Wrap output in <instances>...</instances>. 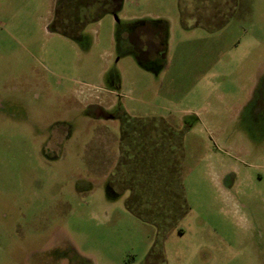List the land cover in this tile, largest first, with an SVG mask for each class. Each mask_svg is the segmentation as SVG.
Wrapping results in <instances>:
<instances>
[{
	"label": "rangeland",
	"instance_id": "374dc122",
	"mask_svg": "<svg viewBox=\"0 0 264 264\" xmlns=\"http://www.w3.org/2000/svg\"><path fill=\"white\" fill-rule=\"evenodd\" d=\"M186 1L0 0V264H264V0Z\"/></svg>",
	"mask_w": 264,
	"mask_h": 264
},
{
	"label": "trees",
	"instance_id": "16d2710c",
	"mask_svg": "<svg viewBox=\"0 0 264 264\" xmlns=\"http://www.w3.org/2000/svg\"><path fill=\"white\" fill-rule=\"evenodd\" d=\"M60 4H58L59 6L56 9V13L57 16H55L56 20L55 23L58 24V12L60 13V9L65 8L66 4H67V0H59ZM69 1V0H68ZM121 1L122 0H104V2L100 3L101 0H97V9L95 10L94 14L97 15V17H99L100 15L104 14V13H113L115 14L116 11H118L121 7ZM60 7V8H59ZM96 18V17H95ZM82 20V19H81ZM85 23V22H84ZM81 26H82V22H81ZM144 27H149L150 29H155L156 30L153 31V33L156 35V38L158 39V45L160 47V49L157 51L156 55L153 58H144L143 54L141 51H138L137 49L136 51V58L140 63L143 64H147L149 63V60H155L157 63H159L160 65L164 66L165 63V48L162 45V36H161V31L163 30L162 28H160L159 26H152V25H145ZM144 27H140V28H144ZM58 32L66 37L69 38H75L77 37L74 34H70L65 32L58 24ZM138 28V29H140ZM133 34H130V36ZM175 177H180V170H179V165L175 163Z\"/></svg>",
	"mask_w": 264,
	"mask_h": 264
},
{
	"label": "crops",
	"instance_id": "0c3cea01",
	"mask_svg": "<svg viewBox=\"0 0 264 264\" xmlns=\"http://www.w3.org/2000/svg\"><path fill=\"white\" fill-rule=\"evenodd\" d=\"M195 1L200 2L202 5L210 4L209 0H195ZM222 2H223V5H226L228 8L220 9L219 6L222 5ZM193 3H194V0H188L186 1V3L185 2L180 3L179 7L182 13V17H187L186 16L187 14L186 6L187 7L190 6V8H192ZM197 5H199V3H197ZM209 6H211V8H204V10H202V8H199L198 6H196L197 8L191 9L192 13L194 14V17L195 16L197 17L196 24H203L204 22H202V20H205L204 18H206L207 23L214 24L215 27H218V26L223 25L226 21V18L230 15V13L233 12L234 6H235V0H220V1L216 0V2L214 3L211 2ZM208 9H210V12ZM230 10L232 12H230ZM201 11H203L202 16H200L201 14L199 13ZM206 12H207V15L205 16ZM228 12L230 13L228 14ZM108 105H110V103Z\"/></svg>",
	"mask_w": 264,
	"mask_h": 264
},
{
	"label": "flooded vegetation",
	"instance_id": "af4514ba",
	"mask_svg": "<svg viewBox=\"0 0 264 264\" xmlns=\"http://www.w3.org/2000/svg\"><path fill=\"white\" fill-rule=\"evenodd\" d=\"M81 102H83L81 100ZM85 106V115L87 116V118L91 121L94 122H101L105 125V127L107 128H111L113 124L117 123L116 129L120 132V133H125V128L123 125V118L122 115L119 111L117 112H113L111 110V105L108 106H102L97 102H93V103H86L84 104ZM115 127V126H114ZM49 129L51 130V134L54 132H61L63 130H66V125L61 121V122H55L52 124L51 127H49ZM50 134V136H51ZM49 136V140H51V137ZM112 177V175H111Z\"/></svg>",
	"mask_w": 264,
	"mask_h": 264
}]
</instances>
